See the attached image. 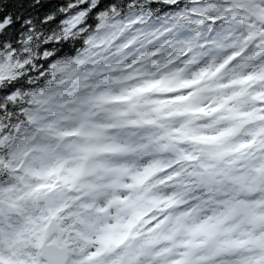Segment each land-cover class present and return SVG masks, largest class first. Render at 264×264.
<instances>
[{"label":"clouds","instance_id":"9594fccd","mask_svg":"<svg viewBox=\"0 0 264 264\" xmlns=\"http://www.w3.org/2000/svg\"><path fill=\"white\" fill-rule=\"evenodd\" d=\"M153 2L131 0L133 7L124 9L129 19L139 13L141 4L146 11L152 9L151 18L146 16L147 23L123 32L113 47L98 58L102 67L91 75L88 71L92 66H80L75 81L70 72L54 73L52 70H45V75L38 78L39 69L33 72L24 67L33 61L19 56L0 57V88L17 85L10 94L11 99L0 104L6 113H12L11 119L6 115L0 117V121L4 127L20 121L25 137L20 139L13 133V138L0 144V161L13 164L15 156L10 154H22L23 167L19 172L0 167V203L6 206L3 228L0 229L4 234V247L0 250L6 255L10 251L13 259L23 264H47L44 249L36 247L42 234L36 229L47 223L42 217H48L51 211L64 205H68L67 210L51 222L44 242L45 248L56 245L63 250L61 264H170L176 259V252L186 251L176 245L191 239L187 228L196 220L181 216L186 206H170L171 200H188L195 194L193 185L186 183L190 177L185 168L187 161L182 157L185 153L195 154L193 149L200 145L185 137L218 131L237 123V120L220 119L227 115L225 111L208 114L226 98H231L228 104L233 108L248 111L259 103L253 99L256 94L264 96V36L249 38L245 44V37L250 32H258L264 23L254 19L251 20L252 27L240 23L247 14L237 9L235 0H182L178 9L185 12V20L192 22L184 25L180 35L193 46L204 45L196 48L201 54L188 64L179 60L178 52L168 43L171 36L150 35L154 29L158 30L155 21L165 15L160 11L162 3H155L152 8ZM225 8H231L227 14L237 18L231 24L227 38L221 35L220 25L208 23L210 16L218 15L214 9ZM191 9L206 10V14L193 17ZM111 31L110 27H102L96 35L102 37ZM130 39L133 42L128 44ZM241 45L247 48L244 56L229 61L228 57ZM32 56H37L35 50ZM221 64L224 67L212 75ZM203 69L207 72L201 76ZM250 73L260 74L262 78L239 82ZM81 75L87 78L80 79ZM148 84L156 86L134 92L138 87L147 88ZM181 84L186 87H180ZM101 95L108 100H97L96 97ZM119 97L127 99H116ZM201 108H205V112H200ZM25 114L35 120L29 123L24 119ZM214 121L218 122L210 128ZM62 133L78 134L65 136ZM236 138H245L243 131ZM115 144H149V147L133 155L100 152L88 160L83 159L85 148L98 149ZM165 144L170 147H160ZM155 161L161 168L177 163L168 171H157L147 179L136 175L143 173L145 165ZM59 163L64 165L60 176L67 177L66 182L44 175L49 167ZM98 164L128 166V174L121 176L119 182L132 187L108 186L93 196L78 192L81 184L89 182L111 184L114 178L111 175L103 180L96 179L103 175L100 171L95 175H84L73 183L68 169L80 165L89 169ZM173 172L179 175L165 180ZM140 180H143L142 184L138 183ZM53 181L58 188L52 195H28L37 185ZM77 196L81 198L76 199ZM115 197L123 203L109 205ZM9 203L15 207L7 208ZM153 219L157 226L150 235L156 244L144 245L147 237L141 235L120 247L109 245L101 255H95L104 247L102 237L129 231L127 225L133 221L131 231L135 232L144 221ZM210 247L194 251L191 264H204L197 257L207 255ZM169 248L171 253L163 251Z\"/></svg>","mask_w":264,"mask_h":264},{"label":"snow or ice","instance_id":"6c2138e0","mask_svg":"<svg viewBox=\"0 0 264 264\" xmlns=\"http://www.w3.org/2000/svg\"><path fill=\"white\" fill-rule=\"evenodd\" d=\"M181 2L182 0H154L152 8H155V3H162L163 7L160 11L165 15L155 21L158 30L154 29L150 35L171 36L168 43L178 52L179 60L190 64L194 62L196 56L201 54L196 51V48H202L204 45L193 46L189 40L181 37L180 33L184 30V25L192 22L185 20V12L178 9ZM235 3L239 11L247 14L240 19V23H247L249 27H252V19L264 23V0H235ZM126 6L133 7L131 0H0V57L19 56L21 59L33 61L31 64H25L24 67H29L33 72L39 69L38 78L45 75V70H52L54 73L70 72L75 81V74L84 64L92 66L88 71V75H91L97 68L102 67L98 58L104 51L113 47L114 42L123 32L132 26L147 23L144 17L151 18L152 9L146 11L141 4L139 13L129 19L124 11ZM189 11L193 17L206 14V10L191 9ZM214 11H217L218 15L210 16L208 23L213 26L220 25L221 35L227 38L231 24L237 18L227 14L232 11L231 8L214 9ZM102 27H110L112 31L98 37L96 33ZM256 36H264V27L258 32H250L248 37H245V44L249 38ZM132 42L133 40L130 39L127 43ZM34 50L37 52L36 57L32 56ZM246 51L247 48L241 45L239 50L228 57V60L241 58ZM223 67L224 64L219 65L212 75ZM206 72L207 69H203L200 75L203 76ZM86 78L84 75L80 76V79ZM254 78L262 77L260 74L250 73L239 82L244 83ZM155 86V84H148L147 88L138 87L134 89V92H144ZM16 87V84H12L6 89L0 88V104H3L5 99H11L10 94ZM180 87H186V84H181ZM96 99L101 102L108 100L103 95ZM116 99H127V97ZM228 99L231 98H226L216 107H212L208 114L225 111L227 115L220 119L237 120V123L218 131L200 132L185 137L194 144L200 145L193 149L195 154L185 153L182 157L183 161H187L185 168L190 177L186 183L193 185L192 191L195 194L188 200H171L170 206H186L181 216L192 217L196 222L187 228L191 239L176 245L177 248H184L186 251L176 252V259L170 261V264H191L193 252L209 245H211L209 253L197 257L204 264H264V96L256 94L253 99L259 103L254 104L248 111L233 108L228 104ZM87 102L86 100L85 103ZM199 111L205 112V108ZM6 115L10 120L12 113H6L5 109L0 108V117ZM24 119L29 123L35 120L27 114ZM217 122L214 121L209 127L214 128ZM248 125L252 127L247 128ZM48 127L50 128L51 125ZM242 131L245 138L237 139L236 137L240 136ZM13 133L15 137L25 138L21 133L20 121L10 123L8 127H4L3 121H0V144L13 138ZM76 134L78 133H62L65 136ZM148 147L149 144H115L98 149L88 147L84 149L86 154L83 159L88 160L100 152L133 155L136 152H143ZM160 147L168 148L170 145L165 144ZM10 155L15 156L13 164L0 161V167L19 172L23 167L22 154ZM175 163L177 162L161 168L159 162L155 161L145 165L143 173L136 175H143L147 179L157 171H168ZM61 171H64L63 163L49 167L44 175L55 176L56 180L66 182L67 177L60 176ZM97 171L103 173L96 177L97 180H103L105 176H113L111 184L89 182L81 184L77 189L78 192L93 196L108 186L132 187L121 185L119 182L121 176L128 174L126 165L107 167L104 164H98L97 167L89 169L80 165L68 169L73 183L84 175H95ZM178 175V172H173L165 177V180L173 179ZM138 183L142 184L143 180ZM57 188V183L53 181L51 184L37 185L28 195L49 196ZM80 198V196L76 197V199ZM108 203L114 205L123 201L115 197ZM88 206L85 205V207ZM12 207L15 205L10 203L7 205L9 209ZM67 208L68 205H64L56 211H51L48 217H42L41 219L46 220L47 223L36 229L37 232L42 233L38 237L36 247L44 249L47 264H61L63 259L62 249L56 245L45 248L44 242L51 222ZM5 214L6 206L0 203V229L3 228ZM198 217L202 219H197ZM134 224V221L129 222L127 225L129 231L115 236L109 233L106 237H102L104 247L95 255H101L109 245L114 248L120 247L129 241L137 240L141 235L147 237L143 241L144 245L152 246L157 243L150 235L157 226L155 219L144 221L137 231L132 232ZM166 239L171 240L172 237H166ZM3 247L4 234L0 231V249ZM163 251L171 253L170 248ZM0 264H23V262L13 259L10 251L6 255L0 250Z\"/></svg>","mask_w":264,"mask_h":264}]
</instances>
